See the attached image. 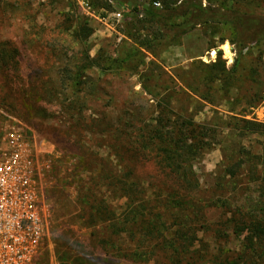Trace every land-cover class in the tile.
I'll use <instances>...</instances> for the list:
<instances>
[{
    "label": "rangeland",
    "instance_id": "obj_1",
    "mask_svg": "<svg viewBox=\"0 0 264 264\" xmlns=\"http://www.w3.org/2000/svg\"><path fill=\"white\" fill-rule=\"evenodd\" d=\"M103 1L91 0L96 11L91 16L75 0H0V106L27 126L40 162H52L38 188L48 223L41 251L47 264H171L162 251L148 262H134L116 253L115 243L125 248L130 241L116 236L111 240L108 222H91V204L83 197L91 194L90 184L86 189L81 185L94 168L87 174L84 161L94 165L91 156L97 154L117 177L123 176V166L139 152L135 131L143 126L141 120L152 119L160 110L158 100L171 94L173 114L207 123L218 134V143L194 167L199 194L217 200L224 190L215 180L223 161L233 155L229 118L264 123V41L247 48L231 73L222 71L224 61L229 71L237 57L234 31L226 24L209 22L169 43L154 45L157 56L125 33L124 22L129 19L119 4L129 0H109L112 9H101ZM136 1L162 7L155 4L161 0ZM196 1L264 15V0ZM114 11L122 12L119 24L111 16ZM98 14L107 19L100 20ZM84 25L92 32L81 39L77 31ZM131 47H139V52L123 62ZM78 67L84 68L82 76ZM262 141L263 136L251 135L242 143L261 153ZM143 155L136 173L147 181L153 195L156 191L149 182L163 185L169 176L153 153ZM112 171L108 175L113 179ZM256 178L249 183L247 169L239 181L242 196L254 199L248 202L264 198V173L259 171ZM124 201L116 199L113 206ZM248 205L259 209L264 202ZM206 211L211 229H200L197 246L202 247L200 253L208 264H264L263 247L249 252L247 261L240 258L245 235L238 237L228 230V237H218L219 212L215 207ZM63 255L69 258L62 260Z\"/></svg>",
    "mask_w": 264,
    "mask_h": 264
},
{
    "label": "trees",
    "instance_id": "obj_2",
    "mask_svg": "<svg viewBox=\"0 0 264 264\" xmlns=\"http://www.w3.org/2000/svg\"><path fill=\"white\" fill-rule=\"evenodd\" d=\"M99 4L101 9L113 8L109 0ZM160 4L162 7H155L136 0L119 4L124 9V16L129 19L124 22V28L127 26L125 33L154 55L158 56V51L153 49L154 45L169 43L200 25L209 22L226 24L234 31L232 43L237 57L229 71L224 61L222 71L231 73L237 68L247 48L264 41V15L204 6L196 0H161ZM174 16L183 20L176 22ZM91 32L88 25H84L77 31V36L87 38ZM144 32L147 39L143 38ZM147 33L152 34V38ZM138 52L139 47H131L123 62ZM219 53L221 60L222 53ZM78 71L81 76L84 74V68L80 67ZM70 78L74 80L72 75ZM171 102V94L162 96L158 100V113L152 119L141 120L143 126L135 131L139 152L132 155L130 164L123 166V176L117 177V172L111 170L112 166L97 154L92 153L91 156L94 165L84 161L87 174L94 168L91 175L82 178L85 184L81 185L86 189L90 184L87 190L91 194H83V197L91 204V222L100 225L108 222L111 240L116 236L130 241L125 248L121 244L113 245L116 253L125 259L148 262L158 251H162L171 264H208V259L200 253L202 247L197 244L201 241L200 229H211L206 209L215 207L220 220L216 235L228 237V230L238 237L245 235L246 242L240 258L248 260L249 252L259 250L260 246L264 248V206L257 209L248 204L264 202V198L248 202L253 198L251 196L247 200L242 196L239 181L247 169L251 177L249 183L255 182L259 171L264 173V141L261 153H255L252 148L247 149L242 142L251 135L264 137V123L254 118H229L230 134L235 140L233 155L228 161H223L215 185L224 191L222 196L214 200L213 196L199 194V178L194 167L197 159L218 143V134L207 123L197 122L193 117L182 114H173ZM148 152L153 153L161 167L167 169L169 176L163 185L149 182V188L156 191L153 195L149 194L147 181L136 173L140 159L144 157L143 153ZM110 171L116 174L113 179L108 175ZM109 187L110 190L107 189ZM107 192L113 194V197L109 198ZM116 199L125 201L122 205L113 206ZM243 200H246L247 205ZM68 258L66 255L61 257L62 260ZM36 264H47L43 253L39 255Z\"/></svg>",
    "mask_w": 264,
    "mask_h": 264
},
{
    "label": "built area",
    "instance_id": "obj_3",
    "mask_svg": "<svg viewBox=\"0 0 264 264\" xmlns=\"http://www.w3.org/2000/svg\"><path fill=\"white\" fill-rule=\"evenodd\" d=\"M75 1L95 16L91 0ZM106 16L98 14L97 18L106 20ZM111 16L118 24L122 20L121 11ZM28 132L23 122L0 106V264H36L47 237L48 223L38 188L52 162H40Z\"/></svg>",
    "mask_w": 264,
    "mask_h": 264
}]
</instances>
